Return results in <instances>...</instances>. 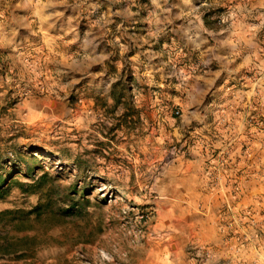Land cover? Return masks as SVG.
Segmentation results:
<instances>
[{"label":"rangeland","instance_id":"obj_1","mask_svg":"<svg viewBox=\"0 0 264 264\" xmlns=\"http://www.w3.org/2000/svg\"><path fill=\"white\" fill-rule=\"evenodd\" d=\"M0 264H264V0H0Z\"/></svg>","mask_w":264,"mask_h":264},{"label":"trees","instance_id":"obj_2","mask_svg":"<svg viewBox=\"0 0 264 264\" xmlns=\"http://www.w3.org/2000/svg\"><path fill=\"white\" fill-rule=\"evenodd\" d=\"M120 97H121V94L119 93V94L117 95V97H116L117 102L120 101Z\"/></svg>","mask_w":264,"mask_h":264}]
</instances>
